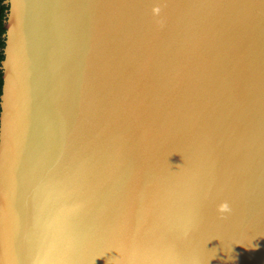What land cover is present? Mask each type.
<instances>
[{
  "label": "bare ground",
  "instance_id": "6f19581e",
  "mask_svg": "<svg viewBox=\"0 0 264 264\" xmlns=\"http://www.w3.org/2000/svg\"><path fill=\"white\" fill-rule=\"evenodd\" d=\"M17 2L22 10L25 7L24 12L34 13L36 29L21 17L11 20V58L15 47L25 48L27 37H33L28 51L36 65L46 70L47 45L52 48L56 40L55 46H62L57 39L66 38L65 48L77 46L84 53L80 120L93 117L101 124L83 126L82 141L90 149L79 156L61 153L60 168L70 176L83 177L77 186L61 189L62 182L52 181L58 184L45 189L47 193L29 190L34 197L13 200L11 226L18 236L16 248L24 250L22 261L263 264L264 260L259 263L248 257L253 252L246 244L234 246L242 234H227L221 218L225 213L216 204L214 211L219 213L213 215L209 206L226 201L233 227L246 229L243 239L264 243V29L252 37L241 27L251 22L253 29L264 21V0ZM249 43L259 46L255 47L257 55L247 54ZM46 98L33 96L25 101L46 103ZM86 111L92 117H86ZM192 113L209 129L195 135L180 131L193 130L190 124L184 125ZM236 115L239 120L233 121ZM21 126L19 121L12 124L10 152H19L18 159L42 160L48 150L44 133L30 132L15 144L13 137ZM97 129L101 138L92 134ZM88 177L96 181L94 188L88 185ZM249 185L255 192L252 198L240 194ZM109 190L113 194L95 197ZM172 191L175 195H170ZM166 194L172 205L169 211L157 213L155 201H165ZM25 200L35 205L23 215ZM257 201L263 205L256 209ZM48 204L55 206L47 208ZM246 214L251 216L252 227L237 226L234 216L245 222ZM203 219L208 228L202 231V240L213 248L223 232L226 249L221 244L211 252L205 245L191 247L172 239L173 230L184 224L195 226L199 233ZM8 239L3 236L1 246L6 247ZM6 251L4 260L9 259Z\"/></svg>",
  "mask_w": 264,
  "mask_h": 264
},
{
  "label": "water",
  "instance_id": "95a60500",
  "mask_svg": "<svg viewBox=\"0 0 264 264\" xmlns=\"http://www.w3.org/2000/svg\"><path fill=\"white\" fill-rule=\"evenodd\" d=\"M17 1L18 0H4V3L8 5V11L4 23V59L1 62L3 84L2 92L0 95V264H25V262L22 261V258L25 259L24 250L21 249V251L19 252V249L16 248L15 240L16 238H18V236L11 226L10 218L11 215H13L12 207L15 206L13 204V200H23L27 196L34 197V195L30 194L29 190H34L35 192V189H37L36 192L40 191V193H47L45 189L55 188L54 186L59 182H62L61 189L68 188L72 185L77 186L78 181L83 177L81 175L79 177H77V175L70 176L67 172L63 171L64 169L60 168V161L62 160L60 159L62 156L61 153L63 152L65 154H69L70 152H74L75 155L79 156L80 152H83L86 149H90L88 146L86 147V145L82 141V137L85 132L83 131V126H86L89 123L94 124L95 126L101 125L97 122L96 119L90 116L87 111L86 117H92L93 120L86 119L87 121L85 122L84 120H80V118L83 116V106L81 107V103L78 102V99L82 97L80 74H82L83 72L84 53L81 52V50H79L77 46L70 49L65 48L63 46V43L66 38L57 39L61 41L62 46H55L56 40L53 41L52 48L50 46L48 47L47 45L48 49L46 50H49V55L47 59L48 63L46 64V70L41 69L36 65L37 62L36 59H34V57L32 56V51H28V46L32 45L31 43H33V37V40L27 37L25 48H21L18 50V48L15 47V49H13L14 55L11 58L10 50H12L13 46L11 37H14V33L12 31L14 29L10 27L11 20L15 17H21L24 22L26 21L27 23H31V25H34V28L36 29L37 18H35L34 13H30L28 11L24 12L25 7H23L22 10V4L20 5V2ZM248 23L250 24L248 25ZM241 27L244 28L242 29V31H246L253 37L256 31H262L261 28L264 29V21L261 22V24L257 22L256 26H254L253 29L251 22L244 23ZM28 34L31 35L32 32L28 31ZM235 43L236 41L233 40V45H235ZM255 47L256 43H249L248 49H246V51H248L247 54L257 55L258 52H255ZM92 48H95L94 50L97 51L98 46L93 44ZM256 48L258 49L259 46ZM18 51L22 52L21 57L20 55L17 57V54L19 53ZM170 56L172 57V55ZM15 58L17 59L16 63H14ZM109 94H111V92H109ZM45 95L47 97L46 103L41 100H34L33 102L25 101L26 99H32L33 96L41 99ZM256 97L258 98V96L255 94V98ZM75 108L76 113L74 111ZM34 109H37V112ZM72 111L74 113H72ZM237 115L241 116L240 113ZM237 115L236 117H233V119H231L233 121H237L239 117ZM198 116H195L192 113L188 117V121L184 124L185 126L190 124L191 128L194 131L190 130V127H188L190 128V131L188 132L184 130L185 128L180 131L187 135H190L192 133L195 135L199 133L201 129V132H203V130L209 129L207 125H204V123L198 121ZM76 118L79 119L77 122L74 121ZM66 120L68 121L65 125ZM240 120L245 121L248 119L243 118ZM17 121L22 122V126L21 129H19L18 136L15 138L13 137V140H16L15 144L24 139L30 132L33 133V131H35L44 133V142L46 143L45 147L48 148V150L44 154L42 160L32 157L31 159H26L25 157H21L20 159H18L17 157H15V155L19 154V152L11 153L14 150H11L10 152L9 142H11L12 139V124ZM255 124L257 125V123ZM223 125H218L217 128L219 130H222ZM200 126H202V128H200ZM100 129H97L92 133L96 138H101V132L99 131ZM236 137H239L237 133ZM262 137L264 138V131ZM86 138L90 142V139L87 137V135ZM195 141L197 142V138L195 139ZM185 154L186 156L190 157V155H187V153ZM50 157H54L56 160L53 161L50 159ZM199 160L201 159L199 158ZM61 172L64 173V175L61 174ZM52 181H57L58 183H54ZM95 184L96 181H93L91 177H88V185L94 188ZM250 187L251 186L249 185L248 191L244 187L241 190L243 192H240V194L252 198L255 192H252ZM231 188L234 189V187ZM98 190L101 193L102 190L96 188L97 192ZM60 193L61 190L58 196H60ZM100 193H98L95 197L101 199L100 196H103V199L104 197L113 194L111 190L106 191L105 194ZM48 194L51 193L48 192ZM173 194L175 195L174 191H172L170 195ZM51 195H56V193H53ZM58 199L59 198L56 197L51 200ZM173 199H175V197H173L171 200ZM161 200L159 198L155 201V203L157 204H154V207L156 206L155 209H157V213L158 211L164 209L167 210L168 207L172 205V203L167 198V194L165 201L161 202ZM230 201L234 202V200ZM25 202L26 205L24 207L23 215L28 214L30 211L34 210L33 205H35V203H33L31 200H25ZM219 203L221 204L222 202ZM219 203L214 202L212 206H209V209L213 211V215L219 213L217 211H214V206L216 204L220 205ZM254 204L256 205H254L256 209L258 205H263L260 201L254 202ZM30 205L31 208L26 210V208ZM237 205L239 207V204ZM53 206L55 205L48 204L47 208H52ZM137 210H141L145 214L148 212L147 209L138 208V206ZM176 212V215L180 216V212L178 210ZM51 214H54L53 210H51ZM59 214L60 212L56 214V217ZM234 217L237 220V226H242V224L245 223L252 227L250 223V214H246L245 222L241 221V216V219L238 215ZM221 218L226 223L227 234H233L234 231L237 232L238 235L239 233L242 234V236L239 235V239L236 244H234V246L237 247L239 243H241L242 245L246 244L245 246L250 247L253 252L252 256L248 257L255 258L259 263H262V260H264V243L253 241L252 239L247 238L243 239V236L245 237L246 229L238 227L234 228L232 224L233 221L226 213L223 214ZM7 219L9 220V224H7ZM191 220L194 221L195 218H191ZM200 225H202V229H199L198 233L197 230L193 228L195 226L191 228V226H187V224H184L181 228H177L178 230H173L171 235L172 239L175 238V240H177L180 244L186 246L189 245L191 247H193L194 245H205L211 252L212 250L217 251L219 249L217 245L222 244L223 247L225 246V249L227 248L225 244L228 241H225L226 237H224L223 232L220 235V241L217 242V245L214 244L213 248L207 241L205 243V241L202 240L201 233L202 231L204 232L206 228H208V226H205L206 220H201ZM252 231L255 232V230L251 228V232ZM3 236L4 238L9 237V241L6 247L1 246ZM246 241L253 242L254 245L248 244L246 243ZM257 245L258 247H256ZM163 246L164 251H169L168 249H165L166 245ZM20 247L22 248V246ZM5 249H7L6 252L9 256L8 260H4L2 256L5 253ZM169 264H180V262L178 260H173L170 261ZM241 264H244V262Z\"/></svg>",
  "mask_w": 264,
  "mask_h": 264
},
{
  "label": "trees",
  "instance_id": "16d2710c",
  "mask_svg": "<svg viewBox=\"0 0 264 264\" xmlns=\"http://www.w3.org/2000/svg\"><path fill=\"white\" fill-rule=\"evenodd\" d=\"M7 11H8V5L4 3V0H0V95L2 92V84H3L1 62L4 59V53H3V48L5 46L4 23L6 20Z\"/></svg>",
  "mask_w": 264,
  "mask_h": 264
},
{
  "label": "clouds",
  "instance_id": "9594fccd",
  "mask_svg": "<svg viewBox=\"0 0 264 264\" xmlns=\"http://www.w3.org/2000/svg\"><path fill=\"white\" fill-rule=\"evenodd\" d=\"M157 11H158V9H157ZM218 211L220 213H227V212L231 211V208H230L229 204L225 201V202H222L220 205H218ZM256 247H258V245Z\"/></svg>",
  "mask_w": 264,
  "mask_h": 264
}]
</instances>
